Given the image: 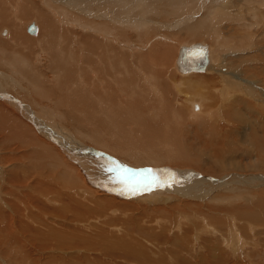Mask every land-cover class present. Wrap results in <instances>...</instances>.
<instances>
[{
    "label": "bare ground",
    "instance_id": "1",
    "mask_svg": "<svg viewBox=\"0 0 264 264\" xmlns=\"http://www.w3.org/2000/svg\"><path fill=\"white\" fill-rule=\"evenodd\" d=\"M51 1L52 0H0V65H4L9 70L10 74L17 75L22 80H26V84H22L21 80H14L10 75L6 76V74L0 70V111H15L17 113L15 116L17 119H29L41 133L55 143L46 142L29 126L26 128L27 130L24 128L18 130L20 126L17 125V122L3 129L4 136L6 137L0 139V147L1 145H5L2 150L11 149V141L13 142L15 139L25 144L21 145L18 143V149L19 147L26 146V144L32 145L37 153V158H33L24 153L16 155L17 157H14V159L10 158L12 155H0V163L13 160L16 162L28 160L29 162L27 166L23 163L26 167L15 164L3 171H1L2 169L0 167V184H2L1 181L3 178L6 179L9 185L14 183L15 187H18L19 190L26 188L25 184H28L29 181L31 184L30 187L28 186V191L21 193L20 197L15 195V199L20 203H17L20 208H11L13 216H8L10 220L7 222L8 226L6 232L2 233L4 230L2 227L0 228V233L4 235H0V238L4 239V243L5 241L18 242L22 237L27 236L28 221L37 223L39 227H34L36 233L27 237L30 238V242H33L32 251L34 257H37L34 258L36 264L44 258L49 260L48 262L45 261L47 264H49L50 261H55L54 264H96L98 262L103 264L104 261L102 262V259L104 256L108 257L109 260L117 259L119 261H129L133 264H165V259H162L164 257L163 255H165L164 252L171 258L174 259L175 256V259H177L178 252L174 250L175 248H166L162 246L165 243L159 246L155 241L158 240L157 236H153L157 232L168 231V228L154 225L150 226V219L152 220V217H154L156 221H162L161 218L158 217L161 216V213L157 214L156 212L164 211L162 205H158V203L160 204L163 202H161V200L164 195L169 194L168 196H170L172 193L193 195L194 193L196 195L198 194L197 197L199 199H202V204L198 202V205H195L196 207L209 208L208 210L212 209L214 213L226 215H228V213L232 214L233 210L231 207H222L217 206L218 204H213L214 200L218 203H223L226 201V198L216 196L209 198L208 193L210 191L208 193L205 192L206 186L204 189H202L203 185L201 186L202 183L206 182H202L205 178L196 179V176L187 174L186 176L184 174L182 178L170 173L167 174L164 173L162 165L170 161L173 162V158H175L174 161L176 159L180 160L179 163L190 160L185 158L188 154V150L185 151L187 154H185L183 150L182 153L180 150V143L184 147H189V144L198 138L192 142H190V139V143L188 144L187 142V145H184L183 142L185 140L188 141L189 138V136L188 138L183 137L184 132L187 130L190 134H198L197 131L203 132V135L207 136L209 140L211 138V143L214 144L219 141L222 143L226 142L222 139L224 131L221 132V128L218 127V124L220 121H224V123L232 126L234 122L236 125L239 124V126L242 127V122L245 120L241 119L240 112L243 118L246 115L249 116L251 113L256 132L257 130H259L258 132L261 130L264 131V116H260L255 110L256 108L254 109V107L264 108L263 90L258 87L260 91L256 92L252 87L254 85L249 84L250 82H248V84H242V80L246 79L244 70L247 69L248 66L251 69L250 73L257 69H263L260 67L263 63L258 66H251L250 63H253L254 60L252 59H256L258 62L262 61H259L257 56L264 55V49L262 51L260 50L264 45V0H92L95 1L94 4H96V6L94 5L96 7L94 12L96 13L94 15L92 14L93 18L75 20L74 23L77 27L72 28L71 31L74 32L70 33H68V28L65 30L67 26L64 22L67 23V21L58 18L59 16L56 11H54L55 9L53 10L50 8ZM211 1L214 3L213 5ZM207 2L213 7H209ZM101 5L105 10L100 9ZM186 13H197V15L199 13V17L190 20L189 16L191 14H188L189 18H187ZM47 14H52L57 19L58 23L50 19ZM148 15L152 16V21L149 20L150 17L148 18ZM64 16L67 17V15ZM158 17H160L159 20L153 19ZM163 19H166V28L172 26V30H177L172 36L166 37L167 39H174L173 37H175L174 45L177 47L176 50L178 47L188 48L190 45L196 44L195 46L198 48L194 58L195 60H201V62L199 61V63L203 64L201 70L183 69L176 57V69L183 75H177V80L169 77L167 81L160 78L156 71L158 67L162 68V65L154 62L152 64L154 59L160 58H157L158 55H153L152 51L149 53L150 56H147L148 59L143 55L139 56V59H141L140 62H137L139 60L125 61V59L122 58L124 54L128 57L129 54L133 55L138 51V49H136L135 52H130L129 46L132 41L126 37L125 32L131 31V33H133L134 31L140 40L143 37L145 29L148 30L152 27H158L159 29L161 27L159 24L164 22ZM221 20L223 21L221 25L222 32L226 34L230 32L237 36L235 37L237 44L232 48H229V41L225 39L227 42L224 41L226 45H223V47L228 51L226 52V57H228L227 54L230 53H232L234 57H237V59L242 55L237 62L233 63V61H231V66L229 63L230 61L219 64L218 62L220 59H217L218 54L217 56L214 54V50L217 49L215 48L216 45H222L224 42H220L216 45L214 44L215 47L212 43H207L204 40L193 42L196 39H202L203 36L213 41L219 40L218 37L224 38L222 35H217L220 31H217V28ZM36 22L40 26V34L38 37H36L38 35ZM29 25L33 26L32 31H27L31 36L24 34L25 27ZM211 25L215 29H213ZM69 26L71 25H68V27ZM4 27L5 29H3ZM2 29L4 30L3 32H1ZM158 29H156V31L155 29H149V31H151L153 35L159 33L160 30ZM178 29H180L181 32ZM3 34L5 36H3ZM70 35L71 37H69ZM50 36H55L51 39V42L47 40ZM73 36L74 39H71ZM228 36L230 37L231 35L229 34ZM232 37L230 39H232ZM166 38L165 40H167ZM118 40L121 41V44L118 43ZM139 40L136 43L141 47L142 43L139 42ZM233 40L235 41V39ZM149 41L147 42L149 43ZM44 42H47L48 54L51 55L47 56L49 57V71L52 73L53 82L41 78L33 67V63H38L39 61V57L41 56L40 50L44 49L41 45ZM126 42L129 43V46ZM179 42L183 43L177 45ZM232 42L231 40L229 43ZM137 44L135 46H137ZM76 47L79 53L82 49L90 50L88 53L93 55L95 64L92 66H90V64H85V68H79L77 64H80L81 59L78 55V58H76L77 67L74 66L75 60L70 59L68 52L77 53ZM139 50L140 52L143 51V49ZM24 51H29V54L24 55ZM244 52L248 54L244 55ZM155 54L157 53L155 52ZM150 57H152L150 60L151 63L149 61ZM145 58L147 60H145ZM164 58L163 61L165 63ZM216 59L218 61L217 63H215ZM147 64H149V66H147ZM208 67H210V72H207L208 76L202 75L198 78L195 77L199 82L192 80L193 78L189 74L186 75V73L193 71L203 72L207 70ZM77 68L79 69L80 76L85 73L90 74L92 77L91 82H86V80L79 78L77 82L74 80L76 84H71L68 78L65 76L63 78L62 74L76 73ZM165 68L164 71L162 69L164 73ZM168 72L167 70V73ZM172 75L174 74L172 73ZM191 75H193V73ZM201 80H204L205 83L208 84L207 88H199ZM246 81H248V79ZM87 83H90L91 86ZM228 86H232L235 89H230ZM222 87L223 89L220 91ZM201 89H204V92L201 91ZM241 89L243 91L248 90L249 93H252L250 95L255 96V98H252L253 103L236 100V106L232 107V109L237 111L238 114L234 111L221 112V107H216L217 105L233 102L234 98H239L235 96V93H237L236 90L241 91ZM20 92H24L28 97L24 99L20 95ZM118 92H124L126 95L130 94L126 104L117 98ZM150 92L160 97L157 98V100L154 97L156 102L152 100L153 104L155 103L153 107H151L149 99L147 100V95ZM57 93L60 95L56 97L55 94ZM32 95L47 100V106L29 100ZM165 97L173 100L171 104H169V107L167 103H165ZM248 98H250V96ZM240 99L246 100L243 94ZM240 105L241 107L239 108L238 106ZM146 106L149 108H146ZM59 107L79 115L81 118L80 122L84 124V129L87 128L88 132L82 133L76 131V134L81 139L88 141L91 145L83 144L72 138L71 133L58 122L51 123L44 119L43 112H52L56 116L62 117L64 113L63 110H61L62 112L59 111ZM38 110H40V112ZM34 119L38 121L39 125L35 123ZM186 119L194 124L186 123ZM156 122H159L160 126H155L154 124ZM242 129L244 128L242 127ZM249 130H251V128ZM252 131L253 130H251V132ZM185 133L187 134V132ZM230 133L232 132H228V135ZM29 134H31V136H29ZM6 139H8V141ZM36 140L40 142L37 143ZM31 141H35V143ZM233 141L238 142L239 140ZM13 145H15V143ZM192 146L193 145H191V148ZM230 147L229 145V148ZM59 149L63 152H60ZM179 150L181 151L180 155L176 154L175 157H172L175 152L179 153ZM234 150L236 151V149ZM32 151L34 150L32 149ZM202 152L203 151H201V153ZM226 152L227 150L225 153ZM195 156L201 157L199 155H194L192 156L193 159L196 158ZM182 159L183 161L181 162ZM202 163L204 164V162ZM206 163L207 162H205V164ZM226 167H228L227 163ZM201 172H203L202 169ZM31 173L36 174L32 175ZM180 173H182V170ZM235 175L241 176L237 173ZM258 178L261 179L259 176ZM247 180L249 179L247 178ZM184 182L189 183H185L184 185ZM227 182L228 181H226V183ZM205 184H207L208 187V183ZM127 190V194H121V192ZM128 195L139 201L124 200L123 198L128 197ZM204 199H209L208 205L203 201ZM163 200H165V198ZM171 200H173V198ZM218 200L222 201L219 202ZM12 202H9L10 205H13ZM39 203L43 206L35 207L39 205ZM50 205H52V207H50ZM260 205L261 204L258 206L261 207ZM115 206L120 212L119 215H112V213L117 212ZM262 207L259 209L261 212L264 211L262 210L264 206ZM105 208L109 211L106 212ZM137 211H140V214L145 220L141 221L139 218L140 215L136 216L135 212ZM181 211L182 210H180V212ZM189 211L191 213L188 216H180L182 213L173 216L175 218V221L173 220L175 226L186 219H201L204 220V223H207V221H212V217L216 216V214L212 216L208 211H199L200 213L193 209ZM165 212L166 211L163 213ZM184 213L186 212L184 211ZM20 214L25 223L20 220L21 217H18ZM235 215L244 216L249 221H263V219L256 217L259 215L258 212H252L250 214L236 212ZM50 217H52V219ZM48 218L50 221H48ZM6 219L7 216L0 208V223H2V220L7 221ZM67 222H70V224ZM7 223L5 224L7 225ZM171 223L173 222L171 221ZM224 225L228 230L224 233H220V239L217 238L221 245L225 244V246L216 249V253L219 255H223V252H226L227 249L233 254L237 253V251L242 252L238 249H245L246 243L248 242L247 240L249 239L250 241L255 238L252 235L234 236V222L230 230L228 223ZM78 227L88 232H83L81 229H78ZM154 228H157V230H154ZM202 228L204 229L203 226ZM227 233H229V235ZM168 237L172 238V244L179 239L178 237L175 239V235ZM167 240L168 238L166 239L165 237L164 241L167 242ZM198 241L202 242L199 238ZM198 241L195 235V243H198ZM179 242L181 241L179 240ZM10 244L11 243H9V245ZM51 244L55 245L58 251L55 256L51 257V253H46L49 254L46 256L43 254L35 255L45 247L51 246ZM189 244L185 242L183 246H178H182L181 252L184 251V254H187L190 259L196 247L194 243H192L193 245ZM88 245H90L91 249L94 248L95 253L99 255L96 256L94 253V256H90L87 252L86 256H82L81 254L71 256V254H67V251L71 249V247H75L76 249L79 247L88 249ZM256 247L258 246L256 245ZM156 248L161 252L157 251ZM203 248L204 247L201 246V249ZM1 249L3 252L4 248ZM18 249L21 248L18 247ZM204 249L206 252L203 256L209 259L208 255L210 249ZM176 250L180 249L177 248ZM6 252L10 251L7 249V251L5 250V253ZM17 252L19 253V251ZM30 253L29 255H31ZM60 253H64V255ZM1 254L2 253H0V264H20L23 262L15 258L18 255H16V253L15 257H9V253H6L7 255L5 256H8L9 261H6ZM249 255L251 256V254H248V256ZM22 258L28 260V256H22L20 260H22ZM179 258H181V256H179ZM15 259L18 262H16ZM31 259H33V257ZM184 262L187 263V261L184 260L183 262L175 263L184 264ZM33 264L35 263L33 262ZM196 264H198L197 261ZM204 264L211 263H206L204 261Z\"/></svg>",
    "mask_w": 264,
    "mask_h": 264
},
{
    "label": "rangeland",
    "instance_id": "2",
    "mask_svg": "<svg viewBox=\"0 0 264 264\" xmlns=\"http://www.w3.org/2000/svg\"><path fill=\"white\" fill-rule=\"evenodd\" d=\"M94 3H95V1H92V0H54V1L52 0L51 1V4H50V8L53 9V10L55 9L54 11H56L57 15L59 16V17L57 16L58 18H61L63 21H67V23L64 22V24L67 26V27L65 26L66 27L65 30L68 28V33H70V32H74V31H71L72 28L77 27V25H75V23H74L75 20L78 21L79 19H88V18L89 19L90 18L92 19L93 18V15L96 13V12H94V9L96 8L95 7L96 4H94ZM207 4H208L209 7H213L212 5L214 3L211 1V4L212 5L209 2H207ZM100 9H104L105 10V8H103L102 5L100 6ZM188 14L189 15L191 14V15L189 16ZM47 15H48V17L50 19H52L53 21H56L57 22V19L52 14H47ZM64 15H67L68 20H67V17L64 16ZM186 15H187V18L190 17L189 18L190 20H192V19L194 20L196 17H199L198 16L199 13H198V15H197V13H186ZM148 18H149V20L152 21V19H151L152 16L151 15H148ZM153 19L159 20L160 17L153 18ZM163 20H164V22H162V23L159 24V25H161V27L159 26L161 29L160 28L158 29V27L149 28V29H152V30L155 29V31H156V29H158V30H160L159 33H156V34H153L152 35V33H151V31H149V29L148 30L145 29L144 30L145 32L143 33V37L140 40L138 39V37L134 33V31H133V33H131L130 30H129L130 32H125L126 33V37L129 38V39H131L130 41H132L130 46H129V43L126 42L128 44V46L130 47L129 48L130 52L131 53H132V51L135 52L136 49H138V51H136L133 55L129 54L128 57H127L126 54H124V55H122V58L125 59V61L126 60H128V61L129 60L130 61H137V60H139L137 62H140L141 59H139L140 58L139 56H142V55L145 56V57L150 56L149 53H151V51H152L153 52V55H158L157 58L160 57L158 59H154L152 61V64L154 62V63H160V65H162V68L161 67H158L159 69L158 68L156 69L158 76L160 78L164 79V80H167V81H168L169 77H172L175 80H177L178 79V76L183 75L182 73H180L176 69V66H175V59L177 57V53H178L179 47L176 50L177 47H175V45H174V43H175V40H174L175 37H173L174 39H172V38H168L167 39L166 38L167 36H172L173 33L175 34L177 32V30H172L171 29L172 26L170 28H166V24H167L166 23V19H163ZM68 21H69V24H68ZM70 21H71V23H70ZM99 21H102V20H99ZM222 23H223V21L221 20L220 21V24H219V27L217 28L218 30L217 29L216 30L217 31L220 30L219 33H217V35L218 36L222 35L224 38L218 37L219 40L213 41V40H210V39L206 38L205 36H203L202 39H196L193 42H197V41L200 42V40H204L207 43H210V44L212 43V45L215 47L216 44H218L220 42L223 43L224 41H226L225 39H227V41H229V42H231V40L233 41L232 43H229L228 42V44H230L229 45V48L234 47V45L237 44L236 38H235L237 36L236 35H233L230 32H228V34L222 32V30H221ZM36 24H37V27H38V35L36 37H38L39 34H40V26H39V24L37 22H36ZM68 25H71V26L68 27ZM162 27H164V28H162ZM26 28H27V26L24 29V34L25 35H28V36L29 35L31 36V34H29L27 32V29ZM212 28L215 29L213 26H212ZM3 29H5V27ZM3 29H2L1 32L4 31ZM178 30L181 32L180 29H178ZM75 32H77V31H75ZM229 34L231 35L230 37L228 36ZM232 35H233V37H232ZM3 36H5V35L3 34ZM156 36H158V37H156ZM36 37H33V38H36ZM54 37H51L50 36V37H48L47 40L49 42H51V39H53ZM69 37H71V35ZM160 37L161 38H164V39H161ZM231 37H232V39H230ZM165 38L168 41L165 40ZM71 39H74V36ZM117 39H119V38H117ZM233 39H235V41ZM138 40H139V42L142 43L141 44V47H139L138 44L136 43V42H138ZM149 40H151V41H149ZM147 41H149V43ZM120 42L121 41L118 40V43H120ZM46 43L47 42H44L41 45L45 50L44 49H41L40 50L41 56L39 57V61H38V63H33V67L36 69L37 74L41 78H43L46 81L53 82L52 81V78H53L52 73L49 71L50 70V66H49V57L48 56H51V55L48 54V49H47ZM181 43H183V42H179V43H177V45H179ZM136 44H137V46L139 48L137 46H135ZM218 45H216V47H215L217 49L214 50V54H216V56L218 54V56H217L218 58L217 59L218 60L220 59V60L218 62L217 59H216L215 60V63L218 62L220 64V63H223V62L225 63V61L226 62H229L230 61L229 63H230V66H231V61H233V63H235L242 56V55H240L238 57V59H237V57H234V55H232V53H230V54H227L228 57H226V52H228V51L226 49H224V47H223V45H226V43L224 42L222 45H220V44H218ZM132 47H133V49H132ZM139 49H143V51L140 52ZM263 49H264V45H263V47L260 48V50L262 51ZM76 50L78 51V48L77 47H76ZM89 51L90 50H88V49H82L80 51V53H79V51L77 53L76 52L73 53V52L69 51L68 52V55L70 56V59L75 60V65L74 66H76V64H77L76 58H78V55H79V58L81 59V62H80V64H77V66L79 68H85L84 67L85 64H90V66H92L93 64H95L94 57H93V55H91V54L88 53ZM24 52H25L24 55H28L29 54V51H24ZM155 52L157 54H155ZM258 52H259V50H258ZM244 53H245L244 55L248 54L246 52H244ZM80 54H81V56H80ZM161 55L163 56V58L165 57L164 58L165 63H164L163 58H162ZM257 57H258V60L259 61L262 60L263 62L262 61L258 62L256 59H252L254 61H253V63H250V65L251 66H254V65L256 66L257 65L258 66V65H261L263 63V65L260 66L263 69L262 70L257 69L254 72L250 73V71H251L250 67L249 66H248V68L245 67V68H247V69L244 70L245 71L244 72V75L246 76V79L245 80H242L243 81L242 84H244V83L245 84L246 83L248 84V82H250L249 84H252V85H254L256 87L255 88L254 86H252L253 89L256 92H259L260 91V90H258V87H260L261 90H263L262 92L264 93V55H262V56L258 55ZM151 58L152 57L149 58V61L151 60ZM147 59H148V57H147ZM147 59L145 58V60H147ZM228 59H230V60H228ZM155 61H157V62H155ZM150 63H151V61H150ZM147 66H149V64H147ZM61 67H63V66H61ZM164 68H165V73L163 72L164 71ZM162 69H163V71H162ZM171 69H172V72H171ZM0 70L3 71L6 74V76H9L10 75L14 80H21L22 81V84H26L25 83L26 82L25 79L22 80L19 76L14 75V74H10L9 73V70L4 65H0ZM167 70L169 71L168 73H167ZM209 70H210V67H208L207 70H205L203 72H194L193 71V72L186 73V75L189 74L190 76H192V78H193L192 80H194L195 82H199L197 78L200 77V76H202V75L203 76H208L207 75V72H210ZM246 72H248V73H246ZM172 73L174 75H172ZM192 73H193V75H191ZM77 74H78V76H77ZM62 75H63V78H64V76L66 78H68V80L71 81L70 82L71 84H76L77 79L79 80V78H81L83 80H86V82H89V81L91 82V80H92V77H91L90 74L85 73V74H82L80 76V73H79V69L78 68H77L76 73L74 72L72 74H62ZM69 75H70V77H69ZM74 75L76 76V78H75ZM195 77H197V78H195ZM247 79H248V81H246ZM238 81H239V79H238ZM240 83H241V81H240ZM87 84H89V86H91L90 83H87ZM83 86L87 87L86 85H83ZM220 86H221V84H220ZM207 87H208V84H206L204 80H201V83L199 85V88H207ZM228 88L235 89L232 86H228ZM222 89H223V87L220 89V91ZM201 91L204 92V89H201ZM236 91H237V93H235V96L236 97H239V98H234V101L233 102H228L227 104L217 105L216 106V107H221V112H228V111H232L233 112L234 111V112H236V114H238L237 111H235L234 109H232V107L236 106V103H235L236 100L246 101L248 103L249 102L253 103V99L252 98H255V96L250 95L252 93H249L248 90L243 91L241 89V91H239V90H236ZM116 92H117V90H116ZM151 92L148 93L147 100L149 99L150 105H151V107H153V106H155V103L153 104L152 100H154L155 98L157 100V98H160V97H158V95L153 94ZM206 92H207V90H206ZM241 93L244 95V99H246V100L240 99V98H242V94ZM212 94H213V92H212ZM238 94H239V96H238ZM20 95L24 99L26 97H28V95L25 94L24 92H20ZM55 95L57 97L60 94L57 93ZM141 95H143V94H141ZM154 95H156V96H154ZM128 96H130V94H127L126 95V93H124V92H118L117 93V98H119V100H121L125 104L128 102L127 101ZM249 96H250V98H248ZM29 100H33L35 102H38V103L42 104L43 106H47L46 103H48L47 100H45L43 98H40L39 96H35V95H32L31 96V99H29ZM165 101H166L165 103H167V106L169 107V104H171V102L173 100H170V99H168V98L165 97ZM154 102H156V101L154 100ZM238 107L240 108L241 105L238 106ZM146 108H149V107L146 106ZM254 109L258 112V114L260 116H264V110H263L264 108L262 109V108L254 107ZM259 109H262V110H259ZM61 110H63V113H64V115L62 117H58L55 114H53L52 112H43L44 119L47 122H51V123L58 122L60 125H62L64 128H66L69 133H71L72 138H74L77 141H80L83 144H86V145L90 144L88 141L81 139L76 134V131H79V132H82V133L83 132H88V129L87 128L84 129V126H83L84 124L82 122H80L81 121V118L79 117V115L77 113L68 112L67 110H64V108L61 109L59 107V111L60 112H62ZM38 111L40 112V110H38ZM16 115H17V113L15 111H13V112H6L5 110L0 111V139L6 137V136H4L3 129L5 127H7V126H9V125L17 122V125L20 126L18 128V130H22V128L26 129L27 126H29V127H31V128L34 129V132L40 138L44 139L46 142L54 143L46 135H44L43 133H41L38 130V128L32 122L29 121V119H23V118L17 119L15 117ZM242 116L243 115H241V112H240L241 119L242 120H245L244 122H242L243 123L242 127L244 129H242V127L239 126V124L236 125V123H234V122H233L234 125H232V126L228 125L227 123H224V121L223 122L222 121L219 122L218 127L221 128L220 129L221 132L224 131V133L222 135V139L226 141L224 143H222L221 141L216 142V144L211 143V140L212 139L210 138V140H209L208 137L205 136V135H203V132H201V131H197L198 134H195V133L190 134L188 130L185 131V132H187V134L189 133L190 135L189 134L187 135L184 132L183 137L188 138V136H189L188 141L185 140L186 142L185 141H184L185 143L183 142L184 145H187V142L189 144L190 142H192V141H194L195 139L198 138L197 140H195L194 142H192L193 144L192 143L189 144V147H187V146L184 147L180 143V146H179V148H181L180 150L181 151L183 150L185 154H187L185 151L188 150V154H187V156L185 158L186 159L188 158L190 160L188 161V160H185L184 159L185 161H183V159H182L181 162L182 161L183 162L182 163H179L180 160H177L176 159L177 162H178L177 163L176 160L174 161L175 158H173V162L170 161V162H167L166 164L164 163L162 165V168H164L163 169L164 170V173H167V174L170 173V174H172L174 176L177 175L178 177H182V176L184 177V174H185V176L187 174V175L196 176L195 177L196 179H198V178L199 179L200 178L201 179L202 178H205V180L202 181V182H205L206 181L205 183H208V187H207V184H205V183H202L201 186L203 185L202 186V189H204L205 186H206L205 192L208 193L210 191L208 193L209 194V198L212 197V196L225 197L226 198V201H224L223 203H218V202H216L214 200L213 201V204L214 205L218 204L217 206H222V207L223 206H225V207H231L232 210H233L232 211V214L228 213V215H226V214L214 213V211H212V209L208 210L209 208H204V207L199 208V206L196 207L198 205V202H201L202 199H199L197 197L198 194L196 195L194 193H193V195H185V194H179V193H172V194H170V196H168L169 194L168 195H164L163 198H162V200H161V202L163 201L162 202L163 204L162 203H160V204L158 203V205L159 206L162 205L163 210L166 211L165 212L166 214L163 213L164 211L156 212L157 214L158 213L159 214L161 213L160 214L161 216H158V217H160L162 221L161 222L156 221V220H154V217H152V220L150 219V221H151L150 222V226L151 225H154V226H158V227H167L168 228L167 229L168 231L157 232L156 234H154L153 236H157V238H158V240H155V239L154 240L158 243L159 246H161L163 243H165L162 246H164L166 248H173V249L175 248L174 250L178 252L177 259H175V256H174V259L171 258L170 256H168L166 254V252H164L165 255H163V256L164 257L167 256L165 258L164 257L162 258V259H165V264L166 263L167 264H174L175 262L176 263L177 262H183V260L184 261H187V263L184 262V264H190V263L196 264V261L198 262V264H204V261L206 263H211V264H218V263L219 264H253V263L254 264H264V211L263 212L259 211V209L262 206H264V180H263L264 178H262V177H264V131L261 130L260 132H258L259 130H257V132H256V130H255L256 129L255 128V124L253 123L254 122L253 121V116L251 115V113H250L249 116L246 115L244 118ZM246 120L247 121L249 120V121L247 122ZM34 121H35V123L37 125H39V123H38V121L36 119H34ZM185 122L186 123H189V124H194V123H191L187 119L185 120ZM154 125L155 126H160V123L159 122H156ZM247 126L248 127L251 126V127L248 128ZM225 127H226V129H225ZM250 128H251V130H253L252 132H251V130H249ZM40 130L43 131L42 129H40ZM228 132H232V133H230L228 135ZM225 134H226L227 137L225 136ZM63 135H66V134H63ZM29 136H31V134H29ZM230 138H232V139H230ZM190 139H191V141H190ZM6 140L8 141V139H6ZM233 140H239V141L238 142H234ZM31 142L32 143H35V141H31ZM39 142L40 141H37V143H39ZM207 142H209V143H207ZM14 143H15V145H13ZM18 143H20L21 145H25L21 141H17L15 139H14L13 142L11 141V144H10V146H12L14 150L12 149V147H11V149L9 148L8 150H2V148L5 145H1V147H0V155H2V156H4L3 154L9 155V156L12 155L10 158H13L14 159V157H17L16 155H20V154H23L24 153V154H28L29 156H31L33 158H37V153L35 152V149L32 147V145L26 144V146L19 147V149H18V147H17V144ZM227 143H228V145H227ZM196 144H199V145H196ZM191 145H193L192 146L193 149L191 148ZM194 145H195V147H194ZM229 145L232 147V149H231V147L229 148ZM236 146H238V147H236ZM14 147H17V148H14ZM94 147H96V146H94ZM194 148H196L197 150L194 149ZM32 149L34 151H32ZM234 149H236V151L237 150L238 151L236 152ZM12 150H13V152H12ZM180 150L178 151L179 153H176L175 152V154H173L172 157L173 156L175 157L176 154L177 155L178 154L180 155V153H181ZM208 150L210 152V155H209ZM226 150H227V152H229L230 150L231 151L229 153H227V152L225 153ZM248 150H249V152H248ZM59 151L60 152H63L60 149H59ZM183 151H182V153H183ZM201 151H203V152L206 151V152L205 153H203V152L201 153ZM192 154L199 155V156H201L203 158L198 157V156H195L197 158V160H196L195 157H194L195 159H193L192 156H194V155H192ZM232 154H233V156H232ZM200 158H201L202 161L200 160ZM231 159L233 160V162H232ZM202 162H204V164ZM205 162H207V163L205 164ZM221 162H223V163H221ZM17 163H19V164H17ZM23 163H24V165L27 166L29 162H28V160H25L23 162H16V161L13 160V161H7L6 163H0V167L2 169L1 171L5 170V169H8L11 165H15V164L22 166ZM196 163H197V165H196ZM226 163H227V166L229 168L226 167ZM176 164H177V166H176ZM221 164H222V166H221ZM24 165H23V167H26ZM195 165H196V167H195ZM178 166H179V168H178ZM158 167H161V166H158ZM171 168L173 169V171H172ZM196 169L199 170L200 172L197 171ZM201 169H202L203 172H201ZM176 170H178V171H176ZM181 170H182V173H180ZM236 173L238 175H241V176L239 177V176L235 175ZM31 174L34 175L36 173H34V174L31 173ZM258 176L261 177V179L258 178ZM247 178L249 180H247ZM225 179H227V180H225ZM184 180H186V179H184ZM243 180H244V182H243ZM226 181H228V182L226 183ZM6 182H7L6 179L3 178L2 181H1L2 184H0V186H1L0 187V200H1L0 201V208L3 210V213L7 216V219H6L7 221H3L2 220V223H0L1 224L0 228L2 227L3 230H4L2 233L6 232V228L8 226V223L7 222H9V220H10L8 218V216L9 215H12L13 216V214L11 213V208L12 207L15 208V209L20 208L19 205H18L20 203L17 201V199H15L16 196L18 195L17 197H20L21 193H24V192L28 191V188L31 185L30 184V181H29L28 184L27 183L25 184L26 188H24L23 190L22 189L19 190V188L17 187L18 188V190H17V188L15 187V184L14 183H11L9 185V183L8 182L6 183ZM185 183L188 184L189 182L188 183L187 182H184L183 184L185 185ZM224 183H225V185H224ZM32 184H34V183H32ZM201 186H200V188H201ZM127 193H128V190L127 191H124V192H121L122 195H125ZM171 196H172L173 200H171L172 199ZM189 197H194V198H189ZM164 198H165V200H163ZM123 199L124 200H128V201H139L138 199H135V198L131 197L130 195H128V197L123 198ZM168 199H170V200H168ZM6 200L9 201V202L10 201L11 202L13 201L12 202L13 205H10V203L7 202ZM208 200L209 199H207V200L204 199L203 201H205V203L208 205ZM218 201L221 202L222 200H218ZM201 204H202V202H201ZM259 204H261L260 205L261 207L258 206ZM40 206H43V205L41 203H39V205H36L35 207H40ZM50 207H52V205H50ZM107 208H110V207H107ZM107 208H105L106 209V212L109 211V210H107ZM115 209H116L117 212L112 213V215L113 214H118L119 215L120 212L118 211V208L116 206H115ZM179 209L182 210V211L180 212ZM190 209L197 210L198 213H200L199 211H208V213L209 214L211 213L212 216H214L215 214H216V216L212 217V221H207V223H204V220H201V219H194V220H192V219H186L185 221H181V223L179 225L176 224V226H175V223H174L175 218L173 216H176L178 213H182L180 216H182V215L183 216H188L191 213L189 211ZM262 210H264V209H262ZM168 211H169V213H168ZM184 211L186 213H184ZM236 212L237 213H244V214H250L252 212L253 213H257L258 212L259 215L256 216V217H259L260 219H263V221H261V222L249 221L244 216L235 215ZM170 213H171V215H172L173 218L171 217ZM135 214H136V216H139L140 215L139 218L141 219V221L145 220V218L140 214V211L135 212ZM18 217L19 218L21 217L20 220L23 223H25L24 222V219L22 218V215L21 214ZM142 217H143V219H142ZM168 217H169V219H168ZM50 218L52 219V217H50ZM48 221H50L49 218H48ZM171 221L173 223H171ZM233 222H234L233 230L235 232L234 233V236H238V235H242V236L252 235L255 238H253L250 241H249V239L248 240L246 239L248 241L246 243V248L243 249V250H242V248L238 249L239 251H242V252H238L237 251V253L233 254L230 250L227 249L226 252H223L224 253L223 255H219L218 253H216L217 252L216 249H219L222 246H225V244H222L221 245V243L218 242V239L217 238H219L220 233H224L225 231L228 230V228H226V226L224 224L228 223L229 224V230H230L231 227H232L231 225H232ZM5 223H7V225ZM67 223L70 224V222H67ZM74 225H76V224H74ZM202 226L204 227V229L202 228ZM34 227H39V226L37 225V223L29 222L28 221V227H27L28 232H27V236L26 237H22L21 240L18 241V242H8V241H5V243H4V239H1L0 238V251L2 250L1 248H4L3 249V252L4 253L2 251L0 253H2L1 256L2 257L4 256L3 258L6 261L9 258H8V256H5V255H7L6 253H9V257H15L18 254L17 255L18 258L17 257H15V258L18 261H20V262L23 261L20 264H25V263L26 264H33V262L36 264L34 258H37V257H34L33 251H32L33 250L32 249L33 248V242H30V238H27V237H30L31 235H33V234L36 233ZM171 228H172V230H171ZM78 229H81L83 232H88L85 229L80 228V227H78ZM235 229H237V230H235ZM154 230H157V228H154ZM252 231H253V233H252ZM256 233H257V235H256ZM167 234H168V236L175 235L176 236L175 239H177V237L179 238V239L176 240L177 243L174 241L177 245L174 242L172 244V238L171 237H168ZM227 234L229 235V233H227ZM0 235L1 236H4L1 233H0ZM195 235H196V240L198 241V238H199L200 240H202V242L198 241V243H195ZM165 237H166V239L168 238L167 242L164 241L165 240ZM179 240L181 242H179ZM257 241H259V242H257ZM185 242H187L188 244L189 243L190 244L194 243L195 244V247H196L195 250H194V254L191 255V258L190 259L187 256V254H184V251L181 252V250H182L181 248H182V246H183V244ZM9 243H11V244L9 245ZM16 243H18V244H16ZM199 244L201 246H203L204 248L210 249L209 255H208L209 256V259L207 257H204L203 256V255H205L206 250L204 248L201 249V246ZM178 245H182V246L180 247ZM256 245L258 247H256ZM18 247L21 248V249H18ZM87 248L88 249H86V248L83 249V248L79 247L78 248L79 250H78L75 247H71V249L68 250L69 252L67 251V254H71V256H73L75 254H77V255L81 254L82 256L83 255L86 256V252H87L91 256V255H93L95 253L94 248L91 249L90 248V245H88ZM177 248L180 249V250H176ZM7 249L10 252H6L5 253V250L7 251ZM13 249L16 250V251H14ZM90 250L91 251L93 250V251L91 252ZM156 250L157 251H160L158 248H156ZM17 251H19V253ZM57 252L58 251H57L55 245L51 244V246L45 247L43 250L37 252L35 255L37 256V254L38 255H42L43 254L44 256H46V255H49V254H46V253H51L50 256L52 257V256H55V254ZM15 253H16V255H15ZM29 253L31 255H29ZM213 253H214V255H213ZM60 254L61 255H64V253H60ZM154 254H156V253H154ZM248 254H251V256L250 255L248 256ZM94 255L98 256L99 254L95 253ZM22 256H28V260L27 259H23V258H22V260H20V257H22ZM179 256H181V258H179ZM6 257H7V259H6ZM32 257H33L34 260L31 259ZM17 260H16V262H18ZM92 260H95V259H92ZM30 261H32V262H30ZM40 261L37 264H41V263L42 264H47V263H45V261L48 262L49 260L46 259V258H44V259H41ZM54 262L55 261H53V262L50 261L49 264H54ZM102 262H103V264L104 263L105 264H133V263H131L129 261H121V260L119 261L117 259L116 260H109L108 257H106V256L103 257ZM96 264H101V263L98 262Z\"/></svg>",
    "mask_w": 264,
    "mask_h": 264
},
{
    "label": "water",
    "instance_id": "3",
    "mask_svg": "<svg viewBox=\"0 0 264 264\" xmlns=\"http://www.w3.org/2000/svg\"><path fill=\"white\" fill-rule=\"evenodd\" d=\"M33 26L29 25L27 27V31H32ZM196 44L190 45V47H180L178 54H177V60H179L180 64L182 65L183 69H190V70H196L199 71L202 69L203 64L199 63L201 60H195L194 56L197 54V46Z\"/></svg>",
    "mask_w": 264,
    "mask_h": 264
}]
</instances>
